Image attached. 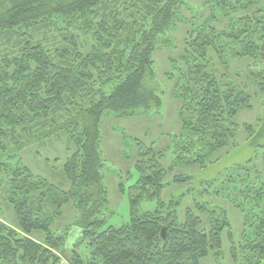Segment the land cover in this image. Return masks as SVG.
I'll return each mask as SVG.
<instances>
[{"label":"trees","instance_id":"obj_1","mask_svg":"<svg viewBox=\"0 0 264 264\" xmlns=\"http://www.w3.org/2000/svg\"><path fill=\"white\" fill-rule=\"evenodd\" d=\"M183 3L0 0V264H203L227 248L235 264H264V173L254 161L257 150L264 151V0H211L210 19L188 31L179 67L166 74L181 103L172 163L164 164L166 150L138 143L131 218L119 226L107 221L102 117L162 104L147 78L155 72L157 40ZM80 21L96 40L89 52L81 51L72 31ZM242 74L245 82L237 80ZM256 105L257 121H242ZM240 131L254 158L164 198L173 184L192 180L175 174L169 183L170 171L208 167L222 157L212 159L215 153L238 144ZM63 134L75 148L63 165L68 190L22 160L12 164L23 148ZM220 195L243 214L239 234L226 207L213 200ZM143 201L156 205L141 211ZM70 202L75 220L54 230ZM3 203L13 208L16 224L4 220ZM73 228L78 242H86L85 257L76 238L68 246Z\"/></svg>","mask_w":264,"mask_h":264},{"label":"rangeland","instance_id":"obj_2","mask_svg":"<svg viewBox=\"0 0 264 264\" xmlns=\"http://www.w3.org/2000/svg\"><path fill=\"white\" fill-rule=\"evenodd\" d=\"M211 0H184V3L177 9L176 17L169 26L168 30L159 36L157 46L154 51L155 72L149 75L147 82L150 86L159 89L162 98V104L159 107L150 109H141L131 115H119L111 111L106 112L101 120L100 132V152L102 157V174L105 186L108 192L109 213L108 223L119 226L130 220V185L138 178L136 163L138 158V146L140 142L146 143L148 146H154L155 149L166 150L164 164L169 167L174 157V142L173 137L181 130V120L179 116L180 101L175 96L173 90V81L169 80L166 74H175V67H179L181 63L180 56L182 55L188 31L193 26L198 27L199 24L210 19L209 2ZM228 1V0H227ZM229 8V7H228ZM230 9V8H229ZM228 9V10H229ZM61 25V22H59ZM141 24L139 23V26ZM150 25V24H148ZM74 35H78L80 49L83 52H89L92 46L96 43L95 38L90 30L84 26V22L80 21L74 29ZM176 63L172 65L171 63ZM241 68L242 63H236ZM173 67V69H172ZM185 68V67H184ZM245 75L242 74L237 80L245 82ZM105 89L109 92L112 87L107 85ZM248 110L243 112L241 120H247L255 123L258 118V112L261 109ZM246 132L240 131L237 135V145L230 146L222 151L215 153L212 159L221 157L218 161L210 164L208 167L199 165L185 168H175L169 172L167 181L171 183L175 174L191 175L192 180L189 184L177 185L173 184L165 190L163 196L169 199L173 195L179 194L188 190L190 187L199 188L202 181L211 180L223 173L226 176L228 173L235 172V166H241L250 157L254 158L259 153L258 159L254 160L258 163L257 167L261 173H264L262 164L264 163V151L257 150L252 153V150L247 146L245 141ZM75 150L72 143L68 141L65 134L60 137H53L44 141L35 142L26 148H23L15 159H12V164L22 162L27 165L35 174L42 175L48 178L51 182L58 185L60 188L68 190L71 186L69 179L65 176L63 165L67 157ZM216 179V180H217ZM120 184L124 186L122 190ZM214 184V185H213ZM212 184L215 189L220 184L217 180ZM230 185H233L230 183ZM240 187H238L239 189ZM233 189V188H232ZM230 192V190H229ZM233 191H231L232 193ZM196 190L192 191L195 195ZM217 196V203L224 205L228 211V218L231 220L237 234L242 228L243 214L231 203L232 201ZM192 201V200H191ZM190 199L185 201V204L191 203ZM156 202L143 201L140 210L153 208ZM4 206V220L9 224H16V217L13 208L7 203ZM77 216V210L73 203L64 206V214L57 219L53 225V229H63L72 224ZM70 235V234H69ZM68 235V236H69ZM77 233L73 228L68 242V246L74 245L80 239L76 238ZM76 238V239H75ZM75 239V241H74ZM224 248H226V238H223ZM78 251L86 255V242H78ZM230 249H224L220 257L213 255L204 258L203 264H235L231 258ZM70 254V252H67ZM61 259L68 263L67 257L59 253Z\"/></svg>","mask_w":264,"mask_h":264},{"label":"water","instance_id":"obj_3","mask_svg":"<svg viewBox=\"0 0 264 264\" xmlns=\"http://www.w3.org/2000/svg\"><path fill=\"white\" fill-rule=\"evenodd\" d=\"M164 233H165V229H163V231H162L163 237H165V234Z\"/></svg>","mask_w":264,"mask_h":264}]
</instances>
